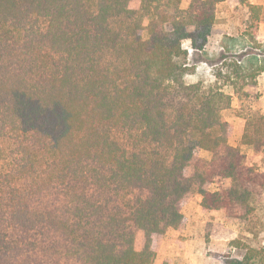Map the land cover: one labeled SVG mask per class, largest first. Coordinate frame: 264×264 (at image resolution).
<instances>
[{"label": "trees", "instance_id": "1", "mask_svg": "<svg viewBox=\"0 0 264 264\" xmlns=\"http://www.w3.org/2000/svg\"><path fill=\"white\" fill-rule=\"evenodd\" d=\"M224 1L0 0V264H154L195 194L250 219L264 172L230 144L232 95L186 81L183 44L204 51ZM262 71L216 78L239 94ZM245 126L264 152V116Z\"/></svg>", "mask_w": 264, "mask_h": 264}, {"label": "rangeland", "instance_id": "2", "mask_svg": "<svg viewBox=\"0 0 264 264\" xmlns=\"http://www.w3.org/2000/svg\"><path fill=\"white\" fill-rule=\"evenodd\" d=\"M243 1L245 2L226 0L218 4L216 23L204 51L194 50L190 41L184 42L183 46L189 52L187 67L190 69L189 74L186 76V81L188 83H218L228 94L232 95L231 108L222 112L223 119L234 127L230 144L240 148L243 155L247 158L248 166L259 170L256 165L261 163V157L253 158L248 156L249 149L247 147L249 148L250 146L244 145L242 142L237 144V139L241 130L246 128L245 124L256 121L257 117L254 119L253 106L264 105V96L262 95L261 99L257 101L255 95L259 92L256 90L258 85L247 86L239 94L246 95V93H250L253 97L241 99L238 96L239 94L234 93L233 87L224 84V81L216 78L219 72L226 73L231 63L243 61L244 64L253 62L255 65H264V30L261 31V27L264 25V0L263 4L254 3V1L258 0ZM249 4L259 9L257 14L247 6ZM181 6L183 9H187L189 0H182ZM144 37L148 38L147 32H145ZM257 78L256 82H260L259 87L264 92V71ZM237 106L239 108H236ZM238 115L244 117L241 122L237 118ZM258 154L262 156L264 152ZM201 156L207 160L211 159V154L207 151H203ZM217 187V185L213 186L212 191L217 190ZM201 200L202 197L195 194L184 206L183 214L187 218V225L179 232L183 234L184 232L192 233V236L198 238V250H203L207 243L210 242L209 236L211 234L209 235V230L211 228L209 226L222 225L232 234L231 240L229 239L230 243L227 248L217 249L218 252H211L216 260L212 264H240L244 256L251 253V251L256 256L255 264H264V194L253 203L255 212L244 223L228 220L225 213L221 211H203ZM222 220L225 224H229L231 228L221 223ZM170 229L175 230L174 228ZM212 236L216 238L215 235ZM180 240L183 241V238L180 237ZM154 264L162 263L155 261ZM164 264L168 263L165 262Z\"/></svg>", "mask_w": 264, "mask_h": 264}, {"label": "crops", "instance_id": "3", "mask_svg": "<svg viewBox=\"0 0 264 264\" xmlns=\"http://www.w3.org/2000/svg\"><path fill=\"white\" fill-rule=\"evenodd\" d=\"M254 3L263 4V0L254 1ZM263 30H264V25H262L261 27V31ZM257 85L258 88L256 90L259 92H257L256 95L257 94L260 95L259 98L260 100L262 95L264 96V92H262L261 88L259 87L260 82H258ZM236 108H239V106H237ZM253 113H254V119L256 117L264 116V105L262 106L254 105ZM237 118L238 120H240V122L242 121V117L240 115H238ZM243 134H244V130H241V132L238 135L237 144H241L243 139ZM247 149H249L248 156H251L253 158L261 157L262 159L261 163H259L256 166L258 167L259 172H264V155L259 156V154L255 153V151L250 147L249 148L247 147ZM256 206H258V204H256ZM221 223L225 224L223 220L221 221ZM225 226L231 228L229 224H225ZM180 237L183 238V241L182 240L179 241ZM209 238H210V242L207 243L205 249L198 250L199 247L198 238L192 236V233L184 232L183 234L179 231H175V230L173 231L169 229L165 238L163 239V243L159 251V254L157 256L156 262L158 263L159 261V263L162 264H164L165 262H167L168 264H205V263L212 264V262L216 260L213 254H211V252H218L217 249L227 248L230 241L228 239H223V238L216 239L212 235L209 236Z\"/></svg>", "mask_w": 264, "mask_h": 264}]
</instances>
